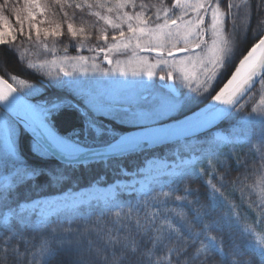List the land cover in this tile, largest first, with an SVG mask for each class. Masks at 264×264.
Returning a JSON list of instances; mask_svg holds the SVG:
<instances>
[{"label":"snow or ice","instance_id":"obj_1","mask_svg":"<svg viewBox=\"0 0 264 264\" xmlns=\"http://www.w3.org/2000/svg\"><path fill=\"white\" fill-rule=\"evenodd\" d=\"M253 2L255 9L250 0H228L226 6L224 0H172L171 6L164 0L158 3L145 0L139 3L137 0L0 2V46L11 49L18 36L26 34L31 41L34 33L35 42L53 58L38 63L28 61L27 68L58 69L46 73L51 86L71 90L83 103L81 107L64 98L53 97L43 103L30 104L25 97L40 94V87L16 75L10 78L14 83L0 76V209L5 210L0 213V264H264V227L256 231V226L264 224V92L259 100L260 107L252 108L240 132L229 133L224 138L226 142L214 138L215 150L206 154L191 157L177 154L178 163L165 164L155 175L149 176L141 166L136 173L143 175L145 181L144 190L137 193L141 199L125 211L113 198L111 207L118 211L112 212L106 202L105 209L94 220L90 216L83 217V224L76 228L71 227V219L67 227L60 223L50 225L62 216H76L86 202L62 201L63 207L53 210V201L40 197L21 198L19 190L41 175L48 176L49 187L62 184L66 177L63 173L54 174L28 164L18 152L16 142L17 134L27 131L32 134L33 153L41 159L59 156L69 167L115 164L116 191L136 193L134 184L121 182V178L127 179L124 161L132 154L148 151L153 145L169 139L133 134L166 128L155 125L162 118L211 95L212 103L177 123L184 133L172 139L186 140L187 136L230 116L233 110L242 112L247 101H241L245 97L253 99L251 94L257 82L264 89V0ZM129 7L131 12L127 10ZM94 8L104 9V12L93 11ZM152 9H156L154 18L148 15ZM6 12L11 13L19 28L11 23ZM112 13L115 16L110 15ZM38 16L46 18L51 26H39ZM85 16L96 17V21L88 22ZM78 18L79 26L74 23ZM98 21H103L106 27H97ZM62 23H66L67 35L75 41L78 52L95 35L97 44L87 50L95 52L96 56H69L67 45L63 47L64 55L58 56L55 43L64 34ZM125 24L127 34L122 29ZM107 28L114 33L110 39ZM144 36L150 39L143 42ZM50 37L53 39L51 48L47 43ZM252 39L255 42L212 95L216 83ZM129 51L137 57L135 62L129 59L125 65L112 58L113 53L126 55ZM138 52L155 53V56H138ZM100 54L104 62L115 66L101 68L96 62ZM90 72L104 76L119 73L125 78L147 76L149 79L161 73V81L179 79L194 95L177 94L169 87L168 96L151 110H132L105 103L83 89L79 77ZM65 107L75 109L81 118L82 129H74L71 134L77 139L58 136L53 130L54 116ZM99 116L141 131L129 129L130 134H117L112 127L98 123ZM81 130L85 133L91 130L97 139L108 138L95 146L84 145L78 139ZM228 145L232 146L231 153L219 151L220 147ZM244 145L248 148L245 158L242 160L238 154L234 158L237 169L244 171L230 182L231 196L239 191L241 201H248L244 211H254L256 216L254 224L245 222L242 225L248 216H242L238 211L240 206L223 191L229 183L227 173L217 176V172L228 167L232 153H236L238 147L243 151ZM204 176L208 177L205 184L209 191L206 202L201 203L198 190H193L188 181ZM162 179L167 182L160 184ZM213 180H218L219 186ZM181 185L183 195H175L181 191ZM194 192L196 198L189 199ZM87 203L91 206V200ZM234 233H239L241 238L253 237L254 242L252 239L237 241Z\"/></svg>","mask_w":264,"mask_h":264},{"label":"trees","instance_id":"obj_2","mask_svg":"<svg viewBox=\"0 0 264 264\" xmlns=\"http://www.w3.org/2000/svg\"><path fill=\"white\" fill-rule=\"evenodd\" d=\"M2 2V0H0ZM145 2H152V3H158L159 0H145ZM165 4L168 6H171L172 0H164ZM252 2L253 9H255V3L253 0H250ZM137 3H139V0H137ZM228 3V0H224V5L226 6ZM111 6V5H109ZM129 12L132 11V9L129 7L127 9ZM87 11V10H85ZM93 11H101L104 12V9L94 8ZM6 15H9L11 23L19 28L16 25V22L14 18H12L11 13L6 12ZM156 9H152L151 12L148 13L150 17L155 16ZM110 15L115 16V13H112ZM59 20L60 18L57 17ZM85 20L88 22L96 21V17L93 16H85ZM15 23V24H14ZM77 26L80 24V19L78 18L74 22ZM135 23V21H133ZM256 23V17L253 15L252 17V24L255 26ZM51 26V25H50ZM97 27H106L103 24V21L97 22ZM122 29L127 32V25H122ZM62 31L63 35L56 41L55 47L57 48V53L63 52V47L65 45L68 46V53L69 56H77V55H84L88 57H93L96 55L95 52H90L87 50V47L91 46L94 47L97 44V40L95 35L92 36L91 39H89L86 42L85 47L81 48L78 52L76 50L75 41H72L71 38L67 35V27L66 23H62ZM119 30H116V33H118ZM107 32L109 34V39L113 33V30L111 28H107ZM93 33H95V29H93ZM263 34V33H262ZM249 35L251 33L249 32ZM255 39H252L249 43L245 44L243 46V52L240 53L237 57V59L234 61V63L230 66L229 70L226 72V74L221 78L220 81H218L212 90L211 94L214 95L215 91L219 90V87L223 85V83L226 81L227 77L231 74V71L234 70L235 64L239 62V58H242L243 54H246V51L249 47H251V43H254ZM49 45L53 47V39L49 38ZM100 44H103V41H99ZM40 45L35 42L34 37H32V40L29 41L26 38V34L22 36H18L17 41L12 46L11 49L8 47L0 46V76H4L5 79L8 80L9 83H14L10 78L12 75H16L22 79H26L29 83L36 84L38 87L41 88V93L34 95V96H26L27 99L33 101V102H41L45 100H50L53 97H60L64 98L66 100H69L73 103L80 104L81 107H83L82 101L76 97L72 91L68 89H57L55 87L51 86V83L49 81V77L44 73L43 70L38 69H28L27 68V59L29 58V55L31 54V51L33 52V55L39 58L40 51ZM17 49L20 51L18 52ZM20 52H23L24 55L21 56ZM30 53V54H29ZM60 54V53H59ZM102 55V54H100ZM100 58L97 57V59ZM100 60V59H99ZM97 62V61H96ZM43 71V72H42ZM42 81L46 83L43 84ZM18 83V82H15ZM183 91V89H181ZM264 92V89H261L260 84L258 83L253 90V93L251 94L253 96V99H249V97H246L241 103H245L247 101L245 108L242 112H236L235 110L232 112L230 116H227L224 120H222L213 130L219 129L226 133H231L235 128H239L241 130L242 125L245 123L246 117L249 113H251L252 108L260 107L259 100L261 97V93ZM162 94H164L161 91ZM167 96V94H164ZM191 95V94H190ZM194 95V94H192ZM211 98V95L207 96V99L200 100L199 103H192L189 104L186 109L180 112H175L170 117H166L160 120L159 123L170 121L176 118H179L181 116H184L196 109H198L200 106H202L206 101H208ZM199 99V98H198ZM153 104V103H152ZM152 107V105H151ZM106 125L112 127L117 134H121L129 129H133L132 125H122L118 121L111 120V119H105L103 116L99 117ZM52 127L53 130L60 136L63 137H70L72 136V132L74 129H82V122L79 114L76 112L75 109L71 107H65L62 108L59 112V114L55 115L52 120ZM213 130H210L202 135H199L195 137V139L199 140L200 142L197 144L198 150L195 151L198 156L206 154L210 150H215V145L212 143H208V140L211 137V132ZM80 138H88L89 141L92 143V146H95L101 142V140L107 139L108 137H101L99 141L95 140L93 135L88 131L85 133L83 130H81ZM17 142V149L18 152L23 156V158L26 160V162L30 165L41 167L47 170H50L51 173L54 174H60L63 173L66 177L65 181L62 184H56L55 186L49 187L48 184V176L47 175H41L36 178V181L34 183L25 185L22 187L19 192L21 198H33V197H47L51 195H56L59 193H62L66 190H78L81 188L90 187L93 184L97 185H108L111 183H114L117 180L118 173L115 171L116 165L112 164L108 167H105L102 164H92L89 166H76L73 165L69 167L65 163H61L57 160H55L53 157L41 159L38 156H36L33 153L32 150V144L33 139L26 133H18L16 137ZM181 142L174 143V144H167V145H161L157 146L155 148H152L148 151L139 153V154H132L124 161V166L128 170L127 171V179L129 178L130 172L137 171L139 167L143 166L144 162L148 158L152 157H159L164 158L166 160H175V155L173 154V148L178 145ZM231 145H228L227 148L220 147L219 151L222 153H231ZM248 153V148L246 145L243 146V151H240L239 147L237 149L236 153H232V159L228 161V167L220 169L217 172V176H219L221 173H227L226 180L229 182L228 186L223 189L225 192V195L230 196V199H232V202L236 203L238 206V211L241 213L242 216L247 215L248 219L247 221H242L243 223H252L254 224L256 213L254 211L249 210V212H245L244 209H247L248 201H241L240 199V193L239 191L235 192V196H231L232 193V186L231 181L237 178V176L244 171L243 168H240L239 170L236 167L234 158L235 155H240L241 159L243 160ZM187 153L181 152V155H186ZM249 159V168L252 166L250 155L248 156ZM258 162V160H257ZM201 165H197L199 168ZM124 179V178H121ZM208 179L207 176H204L202 178L192 179L188 181L189 186L193 190H198V195L200 198L201 203L206 202V195L209 191V189L206 187L205 181ZM167 181H164L160 184L166 183ZM213 183H216L219 186L218 180H213ZM42 186V187H40ZM156 190H159V185H155ZM183 185H181V191L175 193V195H183ZM165 191L167 188L164 189ZM119 203L122 204L124 207V210L127 211L128 206L135 204L138 199H141L140 196L137 195V192H119L118 193ZM196 193L194 192L193 196H190L189 199H195ZM254 198V197H253ZM105 209V207L101 205H91V206H83L80 208L79 213L76 216H62L60 217L59 221H54L52 225L55 226V223H60L63 226L67 227L69 226V219L72 220L71 227L76 228L78 225L83 224V217H91V219H95L97 215H99L100 211ZM112 212L118 211L119 209L116 207H111ZM5 210L0 209V213H2ZM250 213V214H249ZM1 217V216H0ZM51 219V217H50ZM0 224H2V221L0 220ZM264 227V224H262ZM256 228H258L256 226ZM2 230V229H0ZM31 235V234H30ZM36 235H39L36 233ZM235 238L237 241L247 242L249 239H252L253 237L244 236L243 238L240 237L239 233H234ZM23 264V262H22Z\"/></svg>","mask_w":264,"mask_h":264},{"label":"rangeland","instance_id":"obj_3","mask_svg":"<svg viewBox=\"0 0 264 264\" xmlns=\"http://www.w3.org/2000/svg\"><path fill=\"white\" fill-rule=\"evenodd\" d=\"M162 15V13H161ZM43 20L44 23H40V21ZM39 26L41 27H50V25L47 22V19L44 17H37L36 21ZM162 22V21H161ZM15 24V23H14ZM19 27V25H17ZM175 31V29H173ZM127 34V32H125ZM33 37L35 39V35L33 33ZM150 38L148 36H144L141 38L143 42H147ZM49 42V39H48ZM47 42V43H48ZM176 41H173L172 43H175ZM135 44V40L133 39V46ZM49 48L51 46L48 43ZM182 46V45H181ZM40 52L39 58H37V55L34 56L33 52L31 51V54L29 55V58L27 61H32L33 63H38L42 60H51L52 54L46 53L43 46L40 45ZM60 53V54H59ZM57 53L58 56H62L61 52ZM184 55H187L185 53ZM96 56V55H95ZM100 58L97 59V63L101 68H110L114 67L115 64L112 66L108 65L106 62L103 61V54L99 55ZM98 56V57H99ZM138 56H149L154 57L155 54H148L143 52H138ZM112 58L121 60L125 65L127 64L129 59H132L133 62L136 61L137 57H133L132 53L129 51L126 55H117L115 53L112 54ZM100 59V60H99ZM91 66V60L89 62V67ZM43 70L44 73H47L48 71H53V73L58 69H52L51 67H45ZM69 70H71L69 68ZM42 71V72H43ZM161 73H158L155 77L149 79L147 76L144 77H122L119 75V73L116 74H109L108 76H104L98 72H90L87 75L80 76L79 79L81 81V87L94 95L99 96L105 103H111L114 106H124V107H130L132 110H144L148 111L151 110L156 104L160 103L163 99H165L169 94V87H171L177 94H187L192 95L193 93H190L188 88L179 80H169L167 82L161 81L159 79V75ZM195 83H193V87H195ZM183 89V91H181ZM69 90V89H68ZM71 91V90H70ZM161 91L164 95L161 93ZM74 94V93H73ZM75 95V94H74ZM76 96V95H75ZM77 97V96H76ZM79 98V97H78ZM147 98V99H145ZM26 99V98H25ZM80 99V98H79ZM27 101L37 104V103H43L41 102H33L29 99H26ZM81 100V99H80ZM69 101V100H68ZM153 103V104H152ZM152 105V107H151ZM174 114V113H173ZM100 117V116H99ZM97 117L98 123L101 125H106L105 123L101 122L102 120ZM166 118V117H164ZM163 119V118H162ZM108 126V125H106ZM241 130L239 128H235L231 133L234 132H240ZM91 135H93L94 139L99 141L100 139H97L95 137V133H93L91 130H89ZM229 133H226L222 130L215 129L211 132V137L208 140V143L213 144V139L215 138L217 141H224V138L228 137ZM107 137V136H104ZM72 139H77L75 136H71ZM80 142L84 145H91L92 143L89 141L88 138L82 139L78 137ZM200 141L197 139H190L185 140L176 145L173 148V154L175 155V160H166L164 158L159 157H152L145 161L143 168L146 174L151 176L152 174L155 175L156 172L160 169L164 168L165 164L172 165L174 162L178 163L177 160V154L181 155V152L187 153L184 156L191 157L192 155L198 156V154L195 152L198 150L197 144ZM226 142V141H224ZM139 167L138 169H140ZM137 171L130 172L128 179H121V182L124 184H134L135 188L138 192H142L144 190V176L143 175H137ZM166 181L165 179H162L159 181V183H162ZM116 181L114 183L108 184V185H97L93 184L90 187L81 188L78 190H66L62 193L51 195L47 197H40L45 200L53 201L51 207L53 210H58L63 207V205L60 203L62 201H82L86 202L83 206H89L87 201L91 200V205H101L105 207L106 202L108 204V207H111V201L113 198H116V203H119L118 193L116 189L114 188ZM125 192H131L130 190H126ZM0 220L2 221V216L0 217ZM256 231H261L262 225L257 226ZM254 242V238H252Z\"/></svg>","mask_w":264,"mask_h":264},{"label":"water","instance_id":"obj_4","mask_svg":"<svg viewBox=\"0 0 264 264\" xmlns=\"http://www.w3.org/2000/svg\"><path fill=\"white\" fill-rule=\"evenodd\" d=\"M264 34V33H263ZM148 54H155V53H148ZM234 71V70H233ZM258 83V82H257ZM257 85V84H256ZM212 103L211 101V98L205 103L203 104L200 108H198L197 110L183 116V117H180V118H177V119H174V120H171V121H168V122H165V123H161V124H157L155 126L157 127H166V128H154V129H149L148 132H145V133H135L133 134L134 136H149L153 139H169L165 142H162V143H157L155 145H153L152 148H155L157 146H161V145H167V144H171V143H174V142H177L176 140L172 139V138H175L177 136H180L184 133V130L182 128H180L179 126H177V123L180 122V121H183L185 119V117H190L193 115V113H198L201 111V109H204L206 107V105ZM226 117H223L221 118L220 120H217L213 125L205 128V129H201L199 131H197L195 134H192V135H189L186 137L187 138H190V137H194V136H197L199 134H202L204 132H206L207 130H209L210 128L218 125L222 120H224ZM133 132H140L141 129H132ZM31 138H32V134L31 132H27L25 131ZM127 134H130L129 131H126L124 133H122L121 135H127ZM33 139V138H32ZM181 141V140H180ZM55 160L61 162V163H65L63 160L60 159L59 156H54L53 157Z\"/></svg>","mask_w":264,"mask_h":264},{"label":"bare ground","instance_id":"obj_5","mask_svg":"<svg viewBox=\"0 0 264 264\" xmlns=\"http://www.w3.org/2000/svg\"><path fill=\"white\" fill-rule=\"evenodd\" d=\"M25 100H26V99H25ZM26 101H27V100H26ZM27 102L30 103V104H33V103L29 102V101H27ZM54 132H55V131H54ZM55 134L58 135L56 132H55ZM58 136H60V135H58ZM61 137H63V136H61ZM148 159H149V158H148ZM146 160H147V159H146ZM146 160H145V161H146ZM144 163H145V162H144ZM143 165H144V164H143Z\"/></svg>","mask_w":264,"mask_h":264}]
</instances>
